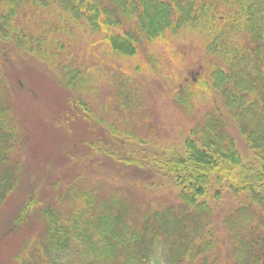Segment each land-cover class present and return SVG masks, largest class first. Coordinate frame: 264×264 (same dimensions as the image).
<instances>
[{"label": "trees", "instance_id": "1", "mask_svg": "<svg viewBox=\"0 0 264 264\" xmlns=\"http://www.w3.org/2000/svg\"><path fill=\"white\" fill-rule=\"evenodd\" d=\"M78 25L123 57L166 36L177 50L181 29H193L198 50L183 74H172V94L186 110L196 101L204 109L177 150L158 153L141 147V138L138 151L127 150L124 158L104 150L135 175L139 169L155 174L156 180L132 182L167 189L172 201L135 217L119 193L99 201L91 191L70 192L68 213L56 203L39 208V229L23 241L16 264H64L67 251L79 245L72 241L81 238L103 241L108 254L99 264H264V0H0V59L13 53L55 68L59 85L74 92L72 100L86 113L82 90L93 91L94 80L68 45ZM147 55L142 63L153 66ZM8 76L0 63V205L21 180ZM125 82L141 84L130 75ZM98 120L103 128L112 123ZM108 133L119 142V130ZM123 134L135 140L128 130ZM225 198L232 204L221 208ZM31 199L19 204L9 229L26 221Z\"/></svg>", "mask_w": 264, "mask_h": 264}, {"label": "rangeland", "instance_id": "2", "mask_svg": "<svg viewBox=\"0 0 264 264\" xmlns=\"http://www.w3.org/2000/svg\"><path fill=\"white\" fill-rule=\"evenodd\" d=\"M193 31L181 29L177 36L181 46L177 50V46L171 48L164 42L171 39L166 36L162 43H152L151 47H142L134 56L123 57L113 50L108 53V48L102 46L104 42L92 41L94 38L89 32L84 33L83 26H75L74 41L68 43L69 48L95 84L93 91L82 90L83 101L89 108L86 113L79 110L81 106L77 101L72 100L74 92L59 85L55 68L13 53L0 59L9 75L12 115L22 147L18 155L21 180L0 205V264H16L15 257L23 241L39 229V208L43 204L56 203L53 206L58 211L68 213L72 205L70 195L75 191H91L99 201L119 193L135 217L149 207L173 200L167 189L133 183L134 179H145L147 171L139 169L135 175L130 172L132 166L125 169L122 163L116 162V157L124 158L138 151V138L144 141L141 147L158 153L177 150L195 117L202 113L203 104L196 101L195 110L194 105L191 110H186L178 106L172 94V74H183L194 58L193 50H198L191 41L197 36ZM4 50L0 43V51ZM147 53L154 61H151L153 66L142 63L148 57ZM106 61L109 63H104ZM134 64L141 66V72ZM179 65H182L181 69H175ZM129 75L132 79L138 78L140 88L126 84ZM97 118L101 121L110 118L112 123L103 128L99 120L95 121ZM99 127L104 130L100 132ZM112 128L121 132L115 138L118 143H113L108 133ZM125 130L131 132L135 140H129L123 134ZM106 141L112 144L106 146ZM239 144L245 151L244 145ZM105 149L116 157L105 153ZM147 177L157 179L155 174L154 178L152 175ZM30 196L28 218L22 225L9 229L17 207ZM231 204L232 201L225 198L218 206L227 208ZM72 244L79 245L67 251L64 264H99L98 260H104L101 254H108L103 241L94 245L81 238L74 239Z\"/></svg>", "mask_w": 264, "mask_h": 264}]
</instances>
